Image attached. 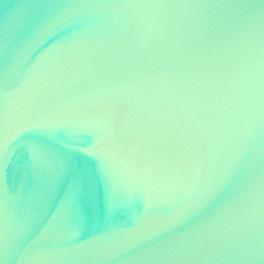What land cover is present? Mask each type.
<instances>
[{"label": "water", "instance_id": "1", "mask_svg": "<svg viewBox=\"0 0 264 264\" xmlns=\"http://www.w3.org/2000/svg\"><path fill=\"white\" fill-rule=\"evenodd\" d=\"M0 264H264V0H0Z\"/></svg>", "mask_w": 264, "mask_h": 264}]
</instances>
